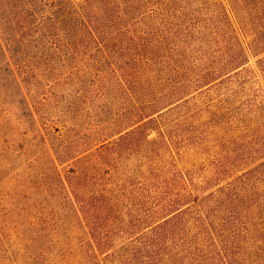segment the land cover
Instances as JSON below:
<instances>
[{"label": "rangeland", "instance_id": "rangeland-1", "mask_svg": "<svg viewBox=\"0 0 264 264\" xmlns=\"http://www.w3.org/2000/svg\"><path fill=\"white\" fill-rule=\"evenodd\" d=\"M127 4L78 53L45 58L61 81L31 83L36 121L22 118L13 98L0 107V264H118L123 254L145 264L148 217L162 179L176 173L193 199L222 191L211 208L215 236L188 231L182 245L264 264V178L249 180L264 163V0ZM117 71L127 76L116 80ZM99 138L118 144L92 165L115 194L107 201L113 226L107 219L94 230L102 254L113 255L106 262L90 257L91 230L77 229L57 183H41L47 155L66 177ZM66 216L71 229L56 228ZM238 226L246 237L229 236Z\"/></svg>", "mask_w": 264, "mask_h": 264}, {"label": "trees", "instance_id": "trees-1", "mask_svg": "<svg viewBox=\"0 0 264 264\" xmlns=\"http://www.w3.org/2000/svg\"><path fill=\"white\" fill-rule=\"evenodd\" d=\"M127 3L128 0H0V107H7L10 104L9 99L13 98L16 102L15 110L19 115L36 121L27 102L31 94V83L39 80V77L50 79L57 85L61 81L59 76L56 77L57 72L54 70L56 63L45 58L78 53L85 40L97 38L105 32L102 25L104 19L110 22L120 19L113 9L125 13ZM40 63L48 65L47 70L40 71ZM118 72H114V77L122 81L127 75ZM134 125L136 122L132 124ZM95 141L99 142L94 144L95 147L103 144L91 152V157L79 158L81 164L66 177H61L56 161L51 155H47L49 164L43 168L46 179L43 177L41 183L43 189L51 188L52 182L57 183L59 196L62 195L66 199L65 204L69 207L67 211L76 221L77 229L91 230L86 232L90 257L102 262L108 260L112 253L102 254L104 245L97 242L98 234L96 235L94 230H100L101 223L105 228L107 219L113 226L107 201L112 200L115 194L107 192L104 176L101 175V170H98L100 167L92 165L95 160H104L107 153L109 155L117 151L118 146L114 148L116 142L104 144L106 140L100 138ZM84 143L82 142V145ZM67 154L63 151L61 156L66 157ZM249 173L250 181L264 178V163ZM94 179L96 185L92 187ZM187 183V177L182 173L162 179L157 191L162 196L148 217L152 220V240L146 253L145 264L245 263V257H234L227 252L216 256L209 250H187L185 245H182L180 236L188 234V231L195 230L194 235H208L210 239L215 236L211 208L217 194L222 192L219 190L218 193H209L205 197L193 199L194 191L189 189ZM166 195L172 200H167ZM139 196L146 198L149 195L145 192ZM55 207L53 211L57 213ZM49 215L51 214H48L47 221L52 219ZM67 218L69 217L58 221L56 228L71 229L72 225ZM244 230L246 231L244 226H238V234L233 236L230 233L229 236L246 237ZM113 231H117V228L113 227ZM65 252L71 255L70 250ZM117 257L118 264H139L128 254Z\"/></svg>", "mask_w": 264, "mask_h": 264}]
</instances>
